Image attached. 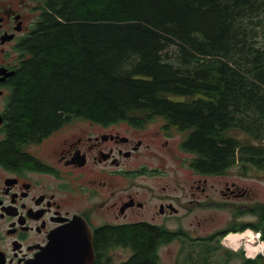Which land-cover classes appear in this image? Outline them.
<instances>
[{"label":"trees","instance_id":"obj_1","mask_svg":"<svg viewBox=\"0 0 264 264\" xmlns=\"http://www.w3.org/2000/svg\"><path fill=\"white\" fill-rule=\"evenodd\" d=\"M24 50L3 156L71 116L151 111L189 130L196 169L264 170V0H43ZM113 234L131 249L123 264H158L173 238L144 222L100 239Z\"/></svg>","mask_w":264,"mask_h":264},{"label":"flooded vegetation","instance_id":"obj_2","mask_svg":"<svg viewBox=\"0 0 264 264\" xmlns=\"http://www.w3.org/2000/svg\"><path fill=\"white\" fill-rule=\"evenodd\" d=\"M42 9L43 0H0V264H123L131 249L117 234L100 239L101 229L138 222L186 243L183 260L172 264H264L260 187L235 179H247L249 168L196 169L197 155L185 146L189 130L164 116H71L15 140L14 154L3 156L24 41ZM226 208L231 212L220 219ZM230 235H238L237 244ZM118 249L129 255L115 260Z\"/></svg>","mask_w":264,"mask_h":264},{"label":"rangeland","instance_id":"obj_3","mask_svg":"<svg viewBox=\"0 0 264 264\" xmlns=\"http://www.w3.org/2000/svg\"><path fill=\"white\" fill-rule=\"evenodd\" d=\"M175 47L171 46L165 52L169 55H172L174 53ZM182 99V98H180ZM238 138L244 139L245 141H251L249 137H247L244 133L236 131L232 133ZM239 164V162H238ZM173 164L170 163V168L172 169ZM167 169V167L165 166ZM248 178L247 179H238L235 178L238 182H247V183H255L260 187V192L258 193V198L264 202V173H262L260 170L248 166ZM172 172V171H171ZM231 210L228 208L221 209L218 214L220 219L223 218L221 216H226L228 213H230ZM191 218L182 219L181 224L184 228L190 227V221ZM194 222V221H193ZM171 226H176V223L174 221L170 222ZM215 226V223L207 227L208 231H211ZM185 242H182L180 239L170 241L168 243L162 244L158 250L159 254V264H172L175 260H183V257L180 255V251L183 249V245H185ZM188 249V248H187ZM117 251L114 254H111L115 260H121L125 259L129 255V250L124 249ZM118 257V258H117Z\"/></svg>","mask_w":264,"mask_h":264},{"label":"bare ground","instance_id":"obj_4","mask_svg":"<svg viewBox=\"0 0 264 264\" xmlns=\"http://www.w3.org/2000/svg\"><path fill=\"white\" fill-rule=\"evenodd\" d=\"M246 235V234H245ZM247 235H249V234H247ZM250 237V236H249ZM239 237H238V235H230L229 236V238H228V242H230L232 245H235V244H237V239H238ZM248 238V237H247ZM241 239V238H240ZM238 241H239V239H238ZM247 243H250V241H248L247 240Z\"/></svg>","mask_w":264,"mask_h":264}]
</instances>
